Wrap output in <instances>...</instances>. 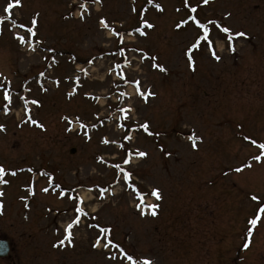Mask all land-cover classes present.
<instances>
[{"label":"rangeland","instance_id":"obj_1","mask_svg":"<svg viewBox=\"0 0 264 264\" xmlns=\"http://www.w3.org/2000/svg\"><path fill=\"white\" fill-rule=\"evenodd\" d=\"M21 2L10 19L0 20V238L11 244L0 264H129L118 249L151 264H264V213L256 226L248 224L264 207V158L252 159L260 150L251 143H264V0H188L195 13L184 0ZM66 6L84 12L83 19L69 12L64 18L59 8ZM35 14L38 38L26 36L39 48L32 53L15 38L24 29L13 20L31 26ZM189 16L245 35L233 36V51L228 34L209 24L190 67L187 49L204 33L192 21L176 27ZM99 19L130 43L109 39ZM145 20L153 27H144ZM58 28L64 40L51 37ZM128 55L130 66L118 71ZM134 80L154 95H138ZM24 95L39 101L29 107L43 128L24 120ZM5 108L8 114L1 113ZM121 108L132 109L124 120ZM81 123L87 136L79 133ZM116 164L132 173L127 184ZM133 187L145 205H159L155 216L136 207ZM153 187L160 200L149 194ZM81 201L84 214L71 229V244L61 246ZM97 238L101 245L93 247ZM105 238L119 248H104Z\"/></svg>","mask_w":264,"mask_h":264},{"label":"snow or ice","instance_id":"obj_2","mask_svg":"<svg viewBox=\"0 0 264 264\" xmlns=\"http://www.w3.org/2000/svg\"><path fill=\"white\" fill-rule=\"evenodd\" d=\"M147 2L149 4H152L153 3V0H147ZM208 2H209V0H202V3L203 4H207ZM184 6L186 8H189L190 12H192V13H195L197 11V8L196 7H190L189 6L188 0H184ZM18 7H22L21 0H5V5L3 7V13L5 15L3 17H0V20L10 19L11 18V14H12V10L14 8H18ZM155 7H156V9L158 11H163L162 7L159 4H156ZM80 8L82 10H86L85 5L83 3L80 4ZM37 16H38V14H35V16L31 19V21H30V25L31 26H26L24 24H16V22L14 20H13V26L14 27H18V28H23L26 31V33L29 34L30 37H35L36 36L35 29H36V26H37V18H36ZM81 18L83 19V15L82 14H81ZM189 21H192L196 25V27L198 29H202L203 30V33H204V35L202 37L201 36L195 37L194 38V42L190 43V46L187 49L186 55L188 57L189 66L191 67L193 65V63H194L193 57H192L191 53L193 52V50L197 49L200 46V40L201 39H207L208 32H209L208 25L209 24H216V22L210 20L207 23H202L198 19H196L195 16H189L186 20H181L179 23H177L176 27L177 28H180L183 25L187 24ZM100 23L104 27L107 28V24H106V22L104 20H101ZM143 25H144V27H147V28L153 27V25L150 24V23H148V21H146V20L143 21ZM216 27L219 28L220 31H222L223 33L228 34V42H229L228 43V47L231 50H233V51L235 50L234 47H233V45H232V43H231L233 36L234 35L235 36H244L245 35L242 32L232 33L231 30L228 27H221L218 24H216ZM135 31L138 32L141 36L145 35V32L140 27H137L135 29ZM113 35L119 37L120 38V42L123 43V39H122L120 33L114 31L113 32ZM15 38L21 44H25V43H28L29 42V41H26L25 38L23 36H20V35H16ZM32 50L34 51L35 49L33 48ZM118 51H119V55L121 57H124V49L123 48H119ZM133 51H135V49H133ZM212 55H213V57L215 59H217V60L220 59V57L218 55H216V53L214 51L212 52ZM153 59L155 60L156 58L153 57ZM129 63L130 62L127 59L124 60V65H127ZM121 67H122L121 64H116L115 65V68L116 69H120ZM152 67L153 68H159V70L161 72L166 71V69L162 65H159V64H156V63H153L152 64ZM40 75H43V73H41ZM119 75H120V78L122 80L125 79V77H124V75H123L122 72L119 73ZM131 83H133L135 85L136 90H137V94L140 95V96H142V97H144L145 99H147L148 96L154 95V93H152L150 90L141 91V86H140V81L139 80L131 81ZM73 94H74V92L68 93L69 97H71ZM125 95H126V93H123V92L120 93V96L121 97H123ZM3 99L5 101H8L9 103H11V94L8 91H4ZM21 99L24 100L25 112L26 113H30V109L27 108L28 103H31L32 105H36L37 107L40 106L39 105V101L36 100V99H33L31 101H27L23 97H21ZM7 110L8 109L5 108L6 114H7ZM131 110H132L131 108H121V109H119V111L122 113L120 119L121 120L126 119L127 118L126 114L128 112H130ZM65 119H67V118L65 117ZM28 120L31 122V124L43 128V125L38 124V122L35 119H33L31 117V115H28ZM81 127L83 128V127H85V125L83 123H81ZM140 127L143 128L145 131L148 130V124L147 123H144V124L140 125ZM2 131H5L4 125H0V132H2ZM85 134H87V133H85ZM125 139H129L130 140L131 137L126 136ZM188 139L192 141V146H193V148H195L196 147V139L197 138L193 135V136H189ZM102 143L107 144V143H109V141L105 139V140L102 141ZM251 143L253 145H255L260 150V153L258 155L253 156L252 159L255 160V161H257V162H261L262 158H264V143H257L255 140H252ZM135 154L137 156H139V157L146 156V153L143 152V151H137ZM131 155H132V153H130V152L127 154V156L123 160V163L124 164L130 163V157H131ZM248 166H250V165H248ZM114 167L117 168V169H119L123 173L124 182L127 184L131 180L132 173L131 172H128V171H125L124 169H122L119 164L114 165ZM235 170L237 172L242 171L241 168H236ZM4 172H5V169L2 166H0V175H3ZM12 175H15V173L13 172ZM129 187H132V185H129ZM42 191L47 192L48 189L47 188H44V189H42ZM103 191L104 190H102L101 194H103ZM133 191L136 192L137 199L140 201L136 205V207L137 208H141V209H143V208H151L152 209L151 214L153 216H155L156 215V209L159 207V205L158 204L145 205L144 204V197L140 194L139 190L133 187ZM149 194L152 197H155L156 200H160L161 199L160 191H159L158 188L153 187L151 189V192ZM60 195L63 196L64 193L61 192ZM252 199L253 200H257V197L256 196H253ZM80 203H82V201L81 202H78L75 205L76 218L74 220H72L70 223H68L67 226H66V228L64 229L66 235L64 236V239H62V240L59 241V244L61 246L64 245L65 240H67L69 242V244H71V240H72V232H71V229L75 225L79 224V222H80V216L84 214L82 212L81 207H80ZM260 213H264V207H260L259 212L256 214L255 218L248 220V224L251 225L252 227L256 226L257 223H258V221L260 220ZM143 214H144V212L142 211L141 212V215H143ZM252 227H249L247 229V235H248V237H251L252 234H253ZM100 232H102V233H110V229L101 228L100 229ZM105 239H106V242L103 244V247L104 248H109V247L119 248V245L113 243L110 239H107V238H105ZM249 243H250V241L249 242H246L244 244V248L247 249L249 247ZM100 245H101V240L99 238H97L96 243L93 245V247H99ZM53 246L55 247L56 245L54 244ZM120 256L124 257L129 262V264H151V261L148 260V259H142L140 261L135 260L131 254L125 252L123 249H120ZM112 259H116V257L113 256Z\"/></svg>","mask_w":264,"mask_h":264},{"label":"water","instance_id":"obj_3","mask_svg":"<svg viewBox=\"0 0 264 264\" xmlns=\"http://www.w3.org/2000/svg\"><path fill=\"white\" fill-rule=\"evenodd\" d=\"M74 149L71 150L73 152ZM8 252V243L6 240H0V256L6 255Z\"/></svg>","mask_w":264,"mask_h":264},{"label":"flooded vegetation","instance_id":"obj_4","mask_svg":"<svg viewBox=\"0 0 264 264\" xmlns=\"http://www.w3.org/2000/svg\"><path fill=\"white\" fill-rule=\"evenodd\" d=\"M10 248H11V245H10Z\"/></svg>","mask_w":264,"mask_h":264}]
</instances>
